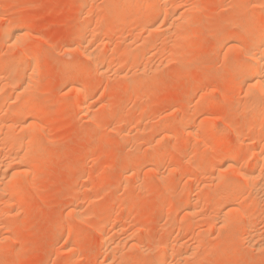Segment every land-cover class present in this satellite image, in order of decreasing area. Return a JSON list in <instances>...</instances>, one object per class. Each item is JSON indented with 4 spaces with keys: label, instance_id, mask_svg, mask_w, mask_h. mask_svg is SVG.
<instances>
[{
    "label": "rangeland",
    "instance_id": "374dc122",
    "mask_svg": "<svg viewBox=\"0 0 264 264\" xmlns=\"http://www.w3.org/2000/svg\"><path fill=\"white\" fill-rule=\"evenodd\" d=\"M154 1V7L151 8L152 10H148V12L156 15L159 14L158 10L161 5L163 6V2L162 0ZM103 2H106L107 4V0H0V71L9 73L11 77L12 73H14L16 76L18 75V73H21L19 75L23 76H18V78H20L17 80L22 81L24 79V75H26L25 79L28 80V78H30L33 74H30V77L27 76L26 72H28L29 74L30 71L27 66H10L7 64V60L14 59L15 57H17V55L20 56L24 52L27 54L26 56L34 55L33 58H35L33 60L34 62H36L35 64H37L36 69H38L37 71H35L38 74H35V71H32L35 75L38 76L35 77V75H33L34 79L36 78L38 80L39 78V85H36L38 87H35V82L36 84L38 83L37 81H35L36 79H33L34 82L32 84H34L35 90L33 89V87V90H30L32 95L30 99H32L33 101L35 100V105L34 107L28 109V113L33 115L35 113H38V111L40 110L46 118L45 121L41 118L37 122V124L39 123V125L42 124L41 127H39V131H37V137L38 139H40L39 141L42 146L40 145L41 148H38L39 150L35 149L33 153L34 155L37 153L35 155V159H33V154L29 156V158L35 160L36 163L32 164L31 162H28L30 159L27 158L25 159L26 162L24 161V167L22 166L23 168L26 167L25 169L28 172V167H31V176L28 175L29 173L27 174V178H25V182L20 188L22 191L20 189L15 192L8 191L9 198H12L10 199L11 203L10 201H8V197L5 198V196L7 195H4V193L0 196V208H2L0 212L7 211L5 213H0V222L2 221L0 223V237L2 238H0V264H56L57 258L61 260L58 261L57 259L58 264H110V262L112 264H156L154 262L156 260V255H158V252H160L164 246L170 244L171 241V244H175V242L177 244L179 242V250L186 251L188 248H196L193 251H196L197 253V258L196 255H194L195 260L197 261H194L192 257L191 260H193L194 262L189 261L188 264H196V262L198 264H264V249L261 252L254 250L250 245H248L249 243L247 242V238L249 236H246V234L251 231L253 223L255 225L252 228V231L257 230L258 232L259 230V233L264 234V203L262 204L261 201H258L257 199H246L245 203V200L243 199H245L246 197L242 196L244 194L246 195V193L247 195L250 194V192L253 190L251 188H253V186L255 185L254 182H256L257 180L251 182V185L248 183H243L245 185L242 186L241 194L235 199V201L237 200V205H241V212L245 209L243 211L244 213L248 205V208L250 207V216L254 212L255 215L253 214V216H251L250 218L253 219V221H248V223H252L250 226H248V224L242 229L233 228L234 230L220 228L219 225L216 224L218 223V221L215 223L214 220H212V218L216 217V214L215 216H213L215 211L212 210L213 206H211L213 205L211 202L212 198L214 197L213 192L218 188L217 182H211L212 174L217 173L218 166H215L217 164L213 162L215 158L218 157L217 150L219 151L220 148L221 150H228L230 153L232 152L231 154L234 157H237L239 159L243 158L241 159V168L244 169L245 167V170H248L252 169L255 166V160L253 159L254 156L250 153L251 151H253L252 149H254L256 146L259 148L264 147V145L262 146V144H264V141H262L264 140V125L260 127L256 122L259 117V111H253L250 109L247 110V112H249L248 114L246 111H244L246 105H249V103H251V97L250 95L248 96V98L246 97V90L245 87H243L245 86L244 82L242 81L243 86L241 87L243 89L240 92L239 90H241V88H238L239 85L235 83L237 82V78L233 75L230 76V72L228 73L227 71L230 70L231 63H234V59L240 60L239 58H241V60H243L246 58V54L244 55V52L247 49L245 41L246 34H249L248 36H250L254 33V29L256 30L255 24L259 25V23L263 22L262 20L264 19V13L259 14L257 17L253 18V20L256 21L254 22V24L253 21L252 23H250V27L252 28H250V32L245 31L246 34L243 33L245 35L244 36L242 34L243 31H241V29H238L239 27H241L238 26V24L241 21L240 19L242 18L243 13L246 14V12L249 13L253 10L252 7L254 4L252 3L254 2L251 1L252 5L251 7H249V1V5L246 2L240 5V0H178L176 2L175 9L177 8V10L183 14L185 13L184 11L187 10L185 13L186 15L184 14V17L187 18V12L190 8H192V11L195 12L193 13V15H189V17L193 16L191 20L192 22L193 20H195L193 24L197 26H194L192 23H190L191 20L189 19L190 21L188 20L186 22V24H190L189 26H186V28H189H183L184 30H181V32L183 31L182 33H184L185 35H182L181 32L179 33L181 34L180 36L179 34L177 35L178 29H176L175 27L174 30H176L173 33V27H171L173 34L164 35L161 33H156L154 35L152 34L153 36L150 37V32H148L147 29H142L143 31L137 29H141L142 27L147 26V23H144L143 25V22L142 24L140 22V24H137V20L134 19L135 16L138 15V13H141V11H143L141 7L135 10H129L125 7H116L111 8L109 11H104L103 9L105 8L103 7V5L105 4ZM236 3H239L238 5H240V7L237 6V8H235ZM194 4H197V7ZM232 4L235 5L231 6ZM193 8L196 9L193 10ZM89 12H92V14H90ZM153 12L156 14H154ZM127 17L134 18L132 19L133 21L129 23L127 28H123L125 29L124 32H126L125 34L124 32H122L124 36L121 35V37L125 39L126 35L127 41L121 39L123 41L122 42L120 40L121 37L119 36V33H121L119 32V29L121 28L120 26L123 27L124 25H127V23L125 24ZM186 18H182L180 20L184 22ZM100 19H103L102 21L104 22L102 23V21H99ZM17 20H20L19 23L17 22ZM22 20L23 23L21 22ZM123 20L125 21L124 23ZM238 20H240L239 23ZM159 21L161 23L166 22L168 24L167 19H162V17L159 19ZM6 22L10 23L11 26H24L23 28H26L25 36L28 35V37H24L17 45L10 43V41V44H8L6 35L3 36L2 34V30L4 28H7L6 26H8L6 25L8 24ZM92 23L93 25L90 27L89 25ZM98 23L103 25H106L108 23L107 25H109L110 27L112 26L111 28H113V26L114 28H116L117 26L115 25H118L119 27L116 28L117 32L116 29L113 28L114 31H112V29H109V33L106 32L108 33L106 34L102 32L103 30H101V25H99L100 27L97 26ZM234 23H236L238 27H236V24L234 25ZM87 26L90 27V31L93 26H97V30L98 28H100L101 31L99 30L95 34L96 42L97 39H99L98 41L107 44L112 43L111 46L108 45L109 48L107 47V49L104 50L103 48H101L102 50L99 51L97 49V52L96 50L95 52L97 55L98 53L106 55V58L104 56L103 57L106 61L109 60L110 64L113 61L114 64L112 63L110 65L109 71H111L112 69V71L115 73L116 69L119 68L117 70H120L119 72L122 71L120 77L117 74H114L113 76L112 71L109 72V76L102 75L96 71L92 72L90 69L91 65L87 57L83 55L84 53L81 52L82 50L75 48L74 45L78 44V42L82 40L81 38H83V36L88 37L89 31L86 30ZM84 27L85 32L88 31L87 33L84 32ZM80 29H82V31ZM226 29L227 32L228 30H236L235 32L238 33H236V35L240 37V39L237 40L236 44L240 45L239 47L244 46V49H241L239 47L237 48L238 50L236 49L237 54L235 49H233L234 51H230L229 49L228 40L230 39L227 36H225L226 39H224L225 37L219 34L221 32H226ZM78 30L81 31H79L81 35ZM99 32L102 34H100ZM140 32L143 33L141 34ZM75 33L79 35L77 36V34ZM139 34L141 36V39H148V41H150L151 43V46L147 48V46L150 44L149 43L146 48L142 49L134 47H132L131 49L128 48L129 44L126 43H129V40L131 41V39L134 40L133 38L135 37H137L135 39H139ZM130 35L132 37L128 39ZM187 35L188 37H184ZM142 36L144 38H142ZM145 36H147L148 38ZM248 36L246 39L249 38ZM78 38L80 39L78 40ZM162 39L166 40L161 42ZM27 40H29L31 43ZM231 40L233 39L231 38ZM155 41H157L158 43H154ZM120 42L123 44H121ZM175 42H177L176 45L173 44ZM230 42L231 41H229V43ZM113 44L115 45V47H112L114 46ZM158 44L160 47H157ZM12 45H16L15 47L18 49L12 47ZM21 45L23 48L21 47ZM97 45L99 44L97 43ZM122 45L124 49L122 48ZM226 45L227 48H225ZM161 46H166V49L163 47L161 48ZM95 48H97V46H95ZM121 48L124 52L121 50ZM127 48L129 50H127ZM132 50L135 51V56L138 54L140 56L142 55L141 58H139L140 60H142V68H144L145 58L149 55V53H151L148 58H146V60L148 59L150 61L148 67H151L154 71H152L151 68L150 70H148V67L146 66L148 65L149 61L146 62L145 60V64H147L145 65V68L149 71H147V73H150V75L146 74L144 75V77H142L143 75L138 73L140 72L139 69L141 64L139 62L140 60L138 61L137 59L138 56L135 59L134 57L129 56V58L131 57L133 59H131L132 61L127 57L130 51L133 52ZM153 50L155 57L151 56L153 55ZM106 51L109 52L106 54ZM113 54L115 56H113ZM150 56L152 57L151 59ZM175 57L176 59L173 60ZM169 58L172 60H170ZM136 59L140 63H138L139 66L135 62ZM109 62H107V64H109ZM133 64L134 67H132ZM150 64L153 67L150 66ZM128 68L131 70H129ZM135 70L138 71L135 72ZM127 71L129 72L127 73ZM69 73H73V75L70 76ZM122 73L125 77L122 75ZM15 75H13V79H8V82L7 80L3 81L4 83L2 82L4 85L8 83L10 84V82L11 86L15 84V86H12L13 88L8 87L9 92L10 89L11 91H13L12 89H17V87L24 82V80L22 81V83L12 82L17 78H15ZM81 75H92V90L95 94L92 95V97H94V99L92 98L93 100L90 97L89 102L91 103L88 104H90L89 107L92 106L91 109L93 111L98 110L97 112H93V114L95 113V121H97V123L92 119H87V117H84V115L80 113L81 111L77 106V101H75V93L70 88L71 85H73L76 82L77 78H79ZM128 76H131L133 78ZM122 77H124L127 84L125 80L122 79ZM69 78H73L74 80L71 79V81H69ZM242 82L240 81L239 84ZM131 83L136 84L133 85V87L135 88L131 86ZM193 90L196 91H194L193 93ZM191 94L193 95V97H191ZM104 101L109 102V104L106 102L104 103ZM240 101H242V103ZM38 102H41V104H39ZM208 103L210 105H208ZM103 104H105V106ZM107 104L110 107H108ZM42 106H45V109ZM207 106L210 107L207 117L208 121L209 123L211 122L210 125L213 126V128L214 125L216 126V129L214 128L213 135L207 134L203 128L200 129V126H197L201 125V120L207 110ZM7 107L10 106H6V108ZM101 107L104 108L102 109ZM257 107L258 109L263 111L264 103L259 104V106ZM188 109H191L193 114ZM19 110H21V108ZM187 112H190L189 114L193 116V120H195L193 121V123L196 122V124H194L199 129L198 131L200 132V137L191 134L186 129L184 130V128L183 130H181L180 125L178 126V121L180 119L179 117H182ZM200 112H202L203 115L200 114ZM100 113L101 115H99ZM29 114H25V116H29ZM120 115H122V119L124 118L123 120L119 117ZM20 117L21 116H19L18 120H22V118ZM73 119L75 122H73ZM167 121H169V125ZM142 128H144L145 130ZM18 129L17 131H15L16 133H14L16 135L18 134V136H21V130L20 128ZM138 129H140V131L144 130L145 132H140V134L137 135V133L135 132H137ZM169 133L172 135H170ZM133 135H135V137ZM168 135H170V137ZM221 135L225 138L223 137L220 139V137H222ZM251 135L254 140L252 139ZM128 137L130 138V140H132L129 141ZM133 137L135 138L134 140ZM257 138L261 139L263 143L259 142ZM136 139H138V141ZM255 140L256 142L260 143L259 146L255 142ZM150 141H152L153 144L152 142L150 143ZM223 141L225 143H223ZM1 142L2 144L5 143V141L2 140L0 141V145ZM149 143L152 144L151 146L153 150L150 149L151 147ZM208 147L209 149H207ZM210 148H216L217 150L214 149V151ZM247 148H250L251 151ZM17 149L18 148H13L12 151L9 148L8 152H10V154L15 152L12 154L14 156V154L16 155L19 153V150L17 151ZM196 150H198V154L197 152H195ZM202 150L208 153L205 154ZM245 152L247 153L245 154ZM200 153H204L202 154L203 159L200 161V163L198 160L197 162L202 167L197 165L198 163L196 164L195 160L198 158H194L193 155L197 154L195 157H198ZM240 155H242V157ZM151 157H153L154 160H151L150 162L148 161L150 160L148 158ZM163 157L164 160H162ZM211 158L214 160H212ZM203 160H205V164H202V162H204ZM20 162L21 160H19V163L17 164L15 162L12 163V165L14 164V166H20L21 164H23L22 162L20 164ZM161 163L163 164V167ZM148 164L152 165L148 166ZM194 164H196L197 166H195ZM207 164L208 168L206 167ZM170 165L172 167L174 166L173 168L177 170L172 174V176L169 175V170L173 169ZM175 166H178L179 168H175ZM260 166L262 167V165H259V169L261 168ZM40 167L42 169H40ZM128 167H130L131 170L128 169ZM140 167L142 168L140 169ZM135 168L140 176L135 171ZM204 168H207V172L204 171ZM209 168L210 170H208ZM31 169L37 172L36 177L33 176L34 172ZM162 171L165 175H163ZM205 173H210L211 177L209 174L206 176ZM147 174L148 176H146V178L145 175ZM191 174L193 175V177L196 176V180L195 177L193 178L192 176H190ZM224 174L227 175L226 178L228 180H230V178L231 180H240V178L236 177L237 175L235 173L233 174L232 171L229 172L228 170ZM150 177H152V180ZM165 177L168 179H166ZM169 177H173V179ZM128 178H130V180ZM160 178H162L163 181L165 179V181L162 183V179ZM132 180L134 181V183ZM189 180L192 181V185ZM131 181L133 184L131 183ZM139 181L141 183H139ZM167 182L169 186L165 185ZM186 182L188 183V185ZM126 184L129 187H127ZM139 184L143 187L139 186ZM171 184L172 191H170ZM193 185L196 187H194ZM192 186L193 188H198L199 190L191 188ZM244 186H246V188ZM168 187H170V190L168 189ZM249 188L250 190H248ZM211 193L213 197L212 195H210ZM79 196L82 200L79 201L80 204L82 202L80 209L82 212L84 211L83 213L85 214L84 215L82 213L84 215L83 220H80V218L78 217L74 218L69 214L70 210L73 207L71 205L76 204L77 201L74 200H77ZM83 196L86 201L82 198ZM207 196H209V198ZM2 198H5V201ZM241 200H243L244 203L241 202ZM210 202L211 204L209 205ZM188 203L195 207V214H185L186 207L189 205ZM249 203H251L252 205ZM11 206L13 208L12 212V208L9 209V207ZM201 208L204 211L201 210ZM206 211L209 212L206 213ZM8 213L11 214L8 215ZM202 213L204 214L203 216ZM210 214L212 217L209 216ZM185 216L188 221L185 220ZM192 216H197V218H193ZM3 217L4 219H2ZM104 218H107V220L105 219L104 221ZM210 219L212 220V222ZM247 219L249 220L248 214ZM169 220H171L172 222L176 220L177 221L172 223ZM210 222L213 223V226ZM4 223L7 225H5ZM117 224H119V226ZM124 225L125 227H121ZM172 225H175L176 227H172ZM247 226L250 227V230L248 229V232L246 231ZM78 227H80V229H78ZM98 227L100 228L98 229ZM115 227H118L122 230L121 235L119 233V235L121 236L119 240L122 242L120 244L121 246L122 244L126 245L127 241L131 242L134 240L133 242L138 243L139 247L140 245L144 247L156 245L155 247L160 250L158 251L155 249L154 252L152 251L144 254L142 253V250L139 251L138 247L131 249L129 245L124 247L122 246V255L118 254L119 256L116 255L114 256V258L112 257L113 260L110 261L111 259H107L108 255L106 254L108 253L103 248L104 246L99 234H101V229L105 228L108 229L107 232H110L108 233V235L111 236L113 234V228ZM172 228H175V230ZM225 229L227 231H225ZM71 230L72 233L75 232L74 236L73 234L71 235ZM129 234L132 236H130ZM68 235L72 236L73 239L69 237V239L71 240H68L66 237ZM119 235H116V238L120 237ZM122 235L128 236V238L124 236L122 237ZM231 235L234 236L232 237ZM198 239H202L204 243L206 240V245H201L200 241L198 242ZM2 240L4 241V243L1 242ZM196 242L198 243V245H196ZM185 243H187V245ZM193 243L194 245H192ZM184 244L186 246H183ZM127 252L131 254H127ZM198 253L200 258L198 257ZM140 254L142 256H140ZM193 254H195V252ZM205 256H207L209 261L206 260L207 258H204L205 262L203 261L202 257ZM115 258L117 259V261ZM200 259L202 260L201 262Z\"/></svg>",
    "mask_w": 264,
    "mask_h": 264
},
{
    "label": "bare ground",
    "instance_id": "6f19581e",
    "mask_svg": "<svg viewBox=\"0 0 264 264\" xmlns=\"http://www.w3.org/2000/svg\"><path fill=\"white\" fill-rule=\"evenodd\" d=\"M88 1V0H87ZM178 1V0H177ZM177 1H175V0H162V2H163V6L161 5V7L159 8V10H158V12H159V14H156V13H154V14H156V15H153V14H151V13H149L148 12V10H150L151 8H153L154 7V3H155V1L154 0H107V4H106V2L104 3L105 5H103V7L105 8V9H107V10H105V9H103L104 11H109L111 8H119V7H121V8H123V7H125V8H127V9H129V10H135V9H137V8H139V7H141L142 9H143V11H141L140 9V11H141V13H138V15L137 16H135V20H137V24H142V22H143V25H144V23H147V26H144V27H146V28H144V27H142L141 29H139V28H137L138 30H144V29H147V31L148 32H150V37L151 36H153L154 34H156V33H161V34H164V35H166V34H173L174 33V31L176 30V29H178L177 30V35L181 32V30H184L183 28H186V26H189L188 25V23L186 24V22L190 19H192V17L193 16H190L189 17V15H193V13L195 12V11H192V8H190L189 10H188V12H187V18L186 17H184V14L186 13V11H184L185 13L183 14V13H180V11H178L177 10V8L175 9V7H176V2ZM179 1H181V0H179ZM241 2H240V5H242L243 3H248V1H249V3H250V6L249 7H251V5L252 4H254L253 5V7H252V11H250V10H248V11H250L249 13H247L246 12V14H242V18L240 19V20H238V23H239V21H240V23L238 24V26H241V27H239L238 29H241V31H243L242 32V34L243 33H245V31H249L250 30V28H252V27H250L251 25H250V23H252V21H253V24H254V22L256 21H254L253 20V18H255V17H257L259 14H263L264 13V0H257V1H255V0H251L252 2H254V3H252L251 4V1L250 0H240ZM161 2V1H160ZM102 3V4H103ZM181 3V2H180ZM186 3H187V1H186ZM189 3V2H188ZM235 3V2H234ZM249 3H248V5H249ZM179 4V3H178ZM239 3H236V5H235V8H237V6H239L240 7V5H238ZM93 5V4H92ZM191 5V4H190ZM195 5V4H194ZM197 5V4H196ZM195 5V6H196ZM233 4L231 5V6H234ZM94 6V5H93ZM100 6H102V5H100ZM99 6V7H100ZM189 6V5H188ZM187 6V7H188ZM231 6H228V7H231ZM92 7V6H91ZM197 7V6H196ZM82 8H84V7H82ZM178 8H180V7H178ZM198 8H199V6H198ZM233 8V7H232ZM243 8V7H242ZM88 9V8H87ZM91 9V8H90ZM89 9V10H90ZM95 9V8H94ZM184 9V8H183ZM182 9V10H183ZM187 9V8H186ZM194 9H196V8H193V10ZM88 10V11H89ZM152 10V9H151ZM154 10V9H153ZM181 10V11H182ZM233 10V9H232ZM231 10V11H232ZM238 10H239V8H238ZM93 11V10H92ZM237 11V10H236ZM87 12V11H86ZM189 12H192V13H189ZM90 13V12H89ZM130 13H131V11H130ZM198 13V12H197ZM90 14H92V12L90 13ZM186 15V14H185ZM195 15V14H194ZM245 15V16H244ZM264 15V14H263ZM162 17V19L164 18V19H167V21H168V24L166 23V22H163V23H161L160 21H159V19ZM5 18V17H4ZM94 18V17H93ZM103 18V17H102ZM131 18V17H130ZM128 18L127 17V19H126V22L123 20V23L125 22V24L127 23V25H124L123 27L122 26H120L121 28L118 30L119 32H121V33H119V36L121 37V35H123V33L122 32H124V30L125 29H123V28H127V26L129 25V23L130 22H132L133 20V18ZM182 18H186L185 19V21L184 22H182V20H180V19H182ZM195 18V17H194ZM7 19H8V17H7ZM18 19V18H17ZM21 19V18H20ZM130 19V20H129ZM91 20V19H90ZM94 20V19H93ZM103 20V19H102ZM101 19L99 20V21H102ZM189 20V21H190ZM19 21L20 20H17V22L19 23ZM159 21V22H158ZM164 21H166V20H164ZM180 21H181V23H180ZM195 20H193V22H194ZM263 22H261V23H259V25H257V24H255L256 25V30L254 29V33L252 34V35H250V36H248L249 34H246V38H247V36L249 37L248 39H246L245 38V41H246V45H247V49H246V51L244 52V51H242V52H244V55L246 54V58L245 59H243V60H241V58H239L240 60H236V59H234V60H236V61H234L233 60V62L234 63H231V68H230V70H227L228 71V73L230 72V76L231 75H233V76H235L236 78V80H237V82H235V83H237L236 85L238 86V88L240 87L241 88V90H239L240 92L242 91V87L241 86H243V82H244V85L245 86H243V87H245V93H246V97L248 98V96L250 95V97H251V103H249V105H246V108L244 109V111H246L247 112V110H253V111H259L258 113H259V117H258V119H257V125L258 126H262V125H264V110L262 111V110H260V109H258V107L257 106H259V104H263L264 103V19L262 20ZM9 22V21H8ZM8 22H6V23H8ZM16 22V23H17ZM22 23H23V20L21 21ZM97 22V21H96ZM104 21H102V23H103ZM108 22V21H107ZM140 22V23H139ZM193 22H192V20H191V22L190 23H192L193 24ZM260 22V21H259ZM198 23V22H197ZM83 24V23H82ZM105 24V23H104ZM108 24V23H107ZM103 25V24H99L98 23V27H100L99 25H101V30H103L102 32H104V33H106V32H108L109 31V29L111 30L112 29V31H114L113 30V28H114V26H113V28H111L109 25ZM236 23H234V25H235ZM241 24V25H240ZM6 25H8V26H6L7 28H4L3 29V27H2V34H3V36L4 35H6V40L8 41L7 43L8 44H10V43H13V44H19L20 42H21V40L24 38V37H28V35L27 36H25L26 34H25V29L23 28L24 26H22V27H17V25L16 26H11L10 25V23H8V24H6ZM93 25V23L92 24H90L89 26L91 27ZM95 25V24H94ZM112 25V24H111ZM146 25V24H145ZM194 25V24H193ZM234 25H232V26H234ZM11 26V27H10ZM89 26H87V28H86V30H88V31H86L85 32V27H84V32L85 33H87L88 32V37H85V36H83V38H81L82 40L80 41V42H78V44H76V45H74L75 46V48L76 49H80V50H82L81 52H83L84 54V56L85 57H87V59L89 60V62H90V69H91V71L92 72H99L100 74H102V75H105V76H109V72H111L112 71V69H111V71H109L110 70V65L113 63L114 64V62L112 61V63L110 64V62H109V60H105V58H106V55H102L101 53H98V55L96 54V52H97V49H98V51L99 50H102L101 48H103V50L104 49H107V47L109 48V46L108 45H110L111 46V42H108V43H111V44H107V43H104V42H101V41H98L99 39H97V42L95 41V34L100 30V28H98V30H97V26L95 27V26H93V28H91V31H90V27ZM115 26H117L116 28H118L119 26L118 25H115ZM192 26V25H191ZM194 26H197V25H194ZM237 26V24H236V27H238ZM26 27V26H25ZM88 27H89V29H88ZM171 27H173V33H172V28ZM174 27L176 28L175 30H174ZM254 27V26H253ZM81 28H82V26H81ZM116 28H114V29H116ZM189 27H187L186 29H188ZM136 29V28H135ZM192 29V28H191ZM234 29V28H233ZM237 29V28H236ZM81 31H82V29H80ZM80 30H78V32L80 31ZM97 30V31H96ZM100 30V31H101ZM142 30V31H143ZM27 31V30H26ZM80 31V32H81ZM190 31V30H189ZM226 32H221V33H219V34H221V36L223 35V37H225V36H227L230 40H228V44H229V49H230V51H234L233 49H237L240 45H238V44H236L237 43V40H239L240 39V37H238L237 35H236V33L237 32H235L234 30H231V31H229L228 30V32H227V29L225 30ZM240 31V32H241ZM253 31V30H252ZM77 32V31H76ZM79 32V33H80ZM116 32H117V29H116ZM115 32V33H116ZM126 32V31H125ZM125 32H124V34H125ZM127 32H128V29H127ZM130 32V31H129ZM134 32V31H133ZM139 32V31H138ZM137 32V33H138ZM145 32V31H144ZM183 32V31H182ZM181 32V33H182ZM250 32V31H249ZM100 33V32H99ZM103 33V34H104ZM109 33V32H108ZM108 33H106V34H108ZM141 34L143 33V32H140ZM223 33V34H222ZM9 36H8V35ZM75 34H77V33H75ZM74 34V35H75ZM82 34H83V32H82ZM100 34H102V33H100ZM153 34V35H152ZM186 34H187V32H186ZM218 34V33H217ZM238 34V33H237ZM73 35V36H74ZM79 34H77V36H78ZM80 35H81V33H80ZM99 35V34H98ZM147 35V34H146ZM181 34H179V36H180ZM182 35H185L184 33H182ZM244 35V34H243ZM76 36V37H77ZM97 36V35H96ZM101 36V35H100ZM116 36H118V35H116ZM124 36V35H123ZM148 36V35H147ZM147 36H145V37H147ZM170 36V35H169ZM219 36V35H218ZM245 36V35H244ZM9 37V38H8ZM81 37V36H80ZM125 37L127 38V36L125 35ZM124 37V38H125ZM129 37V36H128ZM132 36L130 35V37L128 38V39H130ZM134 37H135V35H134ZM138 37H140L139 39H135V38H137V37H135V38H133L134 40H132L131 39V41L129 40V43H126V42H124V43H126V44H129V47L128 48H132V47H134V48H146V46L150 43V41H148V39L147 40H145V39H141V36H140V34H139V36ZM149 37V38H150ZM161 37V36H160ZM163 37V36H162ZM165 37V36H164ZM174 37V36H173ZM183 37V36H182ZM184 37H188V35L187 36H184ZM100 38V37H99ZM126 38L125 39H123V37H121L120 38V40L121 39H123V40H126ZM142 38H144L143 36H142ZM148 38V37H147ZM170 38V37H169ZM222 38V37H221ZM231 38L233 39V40H231ZM9 39V40H8ZM80 38H78V40H79ZM153 39H154V37H153ZM167 39H168V36H167ZM224 39H226V37L224 38ZM2 40V39H1ZM119 40V41H120ZM158 40V39H157ZM166 39H162L161 40V42L162 41H165ZM173 40H174V38H173ZM173 40H170V41H173ZM186 40H188V39H186ZM9 41H10V43H9ZM28 42H30L29 40H27ZM103 41V40H102ZM106 41V40H105ZM119 41H118V43H119ZM122 41V40H121ZM127 41V40H126ZM152 41V40H151ZM169 41V40H168ZM177 41V40H176ZM229 41H231L230 43H229ZM26 42V41H25ZM123 42V41H122ZM157 41H155L154 43H156ZM160 42V41H159ZM183 42V41H182ZM181 42V43H182ZM31 43V42H30ZM97 43L99 44V45H97ZM121 43V42H120ZM158 43V42H157ZM176 43L177 42H175V43H173V44H175L176 45ZM114 44H115V42H114ZM113 44V45H114ZM121 44H123V43H121ZM16 45H12V47H15ZM154 45V44H153ZM242 45V44H241ZM95 46H97V48H95ZM119 46V45H118ZM149 46H151V43L147 46V48H149ZM167 46V45H166ZM166 46H161V48L163 47V48H165L166 49ZM177 46H179V45H177ZM10 47V46H9ZM21 47H22V45H21ZM112 47H115V45L114 46H112ZM120 47V46H119ZM154 47V46H153ZM157 47H160L159 46V44H158V46ZM243 47V48H242ZM242 47H239V48H241V49H244V46H242ZM16 48V47H15ZM23 48V47H22ZM27 48V47H26ZM122 48L124 49V47H123V45H122ZM121 48V50L123 51V49ZM127 48V50H129ZM133 48V49H134ZM152 48V47H151ZM225 48H227V45H226V47ZM246 48V47H245ZM16 49H18V48H16ZM114 49V48H113ZM74 50V49H73ZM95 50H96V52H95ZM117 50V49H116ZM135 50V49H134ZM134 50H132L133 52H129L128 53V55H127V57H128V59H132L131 57H134V59L135 58H137V56H138V61L140 60L139 58H141V56L138 54V55H136L135 56V51ZM155 50H156V48H155ZM238 50V49H237ZM237 50H236V54H237ZM14 51H15V49H14ZM25 51V50H24ZM145 51H146V49H145ZM148 51V50H147ZM152 51V50H151ZM150 51V52H151ZM160 51H161V49H160ZM160 51H158V52H160ZM166 51V50H165ZM174 51V50H173ZM20 52V51H19ZM38 52V51H37ZM78 52V51H77ZM109 52V51H108ZM107 51H106V54L108 53ZM112 52V51H111ZM118 52V51H117ZM119 52H120V50H119ZM124 52V51H123ZM137 52V51H136ZM141 52V51H140ZM149 52V51H148ZM229 52V51H228ZM22 53V52H21ZM127 53V52H126ZM131 53H134V54H131ZM139 53V52H138ZM142 53V52H141ZM146 53V52H145ZM175 53V52H174ZM218 53H219V51H218ZM29 54V53H28ZM116 54H118V53H116ZM147 54V53H146ZM151 53H149V55H150ZM152 54L153 55H151L152 57L154 56L155 57V55H154V50H153V52H152ZM161 54V53H160ZM27 54L24 52L22 55H20V56H18L17 55V57H15L14 59H10V60H7V64L8 65H10V66H20V65H24V66H27L28 68H29V70L31 71V72H33V71H37L38 69H36V65L37 64H35L36 62H34V58H33V56L34 55H32V56H26ZM148 55V54H147ZM148 55V56H149ZM163 55H164V53H163ZM171 55V54H170ZM234 55V54H233ZM12 56V55H11ZM105 58H104V57ZM113 56H115L114 54H113ZM118 56V55H117ZM116 56V57H117ZM129 56H131L130 58H129ZM140 56V57H139ZM148 56L146 57V58H148ZM150 56V59L152 58ZM13 57V56H12ZM109 57V56H108ZM126 57V58H127ZM171 57V56H170ZM174 57V56H173ZM177 57V56H176ZM176 57L173 59V60H175L176 59ZM146 58H145V60H146ZM1 59V58H0ZM37 59V58H36ZM108 59V58H107ZM110 59V58H109ZM115 59H117V58H115ZM123 59V58H122ZM137 59H136V63H137V65H138V63L140 62H142V60H140L139 62L137 61ZM170 59V58H169ZM112 60V59H111ZM133 60V59H132ZM131 60V61H132ZM145 60H144V68H142L143 66H141V65H143L142 63L140 64V69H139V67H138V69L140 70V72H138V73H140L141 75H143L142 77H144V75H146V74H149L150 75V73H147V71L148 70H150V68L151 67H148L149 66V63H150V61L147 59L146 60V62L147 61H149L148 62V65L147 64H145L146 62H145ZM170 60H172V59H170ZM232 60V59H231ZM37 61V60H36ZM107 62H109V64H107ZM118 62H119V60H118ZM123 62V61H122ZM126 62V61H125ZM134 62V61H133ZM119 64V63H118ZM233 64V65H232ZM106 65H108V66H106ZM116 65V64H115ZM115 65H114V71H115ZM145 65H147L146 67H148V70L145 68ZM39 66V65H38ZM37 66V67H38ZM136 66V65H135ZM139 66V65H138ZM150 66H152L151 64H150ZM22 67V66H21ZM116 67H118V66H116ZM132 67H134V64H133V66ZM137 67V66H136ZM153 67V66H152ZM23 68V67H22ZM130 68V67H129ZM128 68V69H129ZM158 68H159V66H158ZM157 68V69H158ZM117 69H119V68H117ZM116 69V72L118 71ZM154 69V68H153ZM29 70H27V71H29ZM33 70V71H32ZM129 70H131V69H129ZM151 70H152V68H151ZM29 71V74H28V72H26L27 73V76H29L30 74H33V75H35L37 72L35 71V74H34V72L33 73H31ZM90 71V72H91ZM120 71V70H119ZM113 72V76H114V74L116 75H118L119 77L121 76V72ZM138 71V70H137ZM136 70H135V72H137ZM152 71H154V70H152ZM71 72V71H70ZM91 72V73H92ZM126 72V71H125ZM129 71H127V73H128ZM132 72V71H131ZM149 72V71H148ZM157 72V71H156ZM159 73V72H158ZM19 74H21V73H18V75L16 76L14 73H12V77H11V75L9 74V73H7V72H5V71H0V82H1V84H0V141H2V140H4L5 141V143H3L2 144V142H1V145H0V196L4 193V195H7V196H5V198L6 197H8L9 198V196H8V191H10V192H15V191H17L18 189H20L22 186H23V184H24V182H25V178H27L26 176H27V174L28 175H30L31 173H30V168L28 167V169H29V172L25 169V168H23L24 167V163L26 162L25 161V159H27V158H29V156H31L33 153H34V151H35V149H38V148H41L40 147V139H38V137H37V131H39V127H41V122H40V124L41 125H39V123L37 124V122H38V120L39 119H43L44 121L46 120V118L44 117V115H43V113L39 110L38 111V113H35V114H29L28 113V109H30V108H32V107H34V105H35V100L33 101L32 99H30L31 98V91L30 90H33L35 87H38V86H36V85H39V78H38V80L36 79H34V76L33 75H31V77L30 78H28V80L27 79H25L26 78V75H24V82L22 83V81H18L17 79H19L20 77H22L23 75H19ZM38 74V73H37ZM70 74V76L71 75H73V73L71 74V73H69ZM110 74H112V73H110ZM13 75H15V78H16V80L15 81H12V82H14V83H16V82H18V83H22L20 86H18L17 87V89H12L13 91H11V89H10V92L8 91V87H12V86H15V84L14 85H10L11 84V82H10V84L8 83V84H3L4 82L3 81H6L7 80V82L9 81L8 79H13ZM99 75V74H98ZM122 75L124 76V74L122 73ZM137 75H139V74H137ZM229 75V74H228ZM18 76H20L19 78H18ZM92 76V75H91ZM91 76H84V75H81L79 78H77V80H76V82L73 84V85H71V89L74 91V93H75V98H76V100L75 101H77L76 103H77V106L79 107V109H80V113L81 114H83L84 115V117H87V119H89V120H94V122H96L97 123V121H95V113L93 114V112H95V111H93L91 108H92V106L91 107H89L90 106V104H88V103H91V102H89V100H90V97H91V99L93 98L94 99V97H92V95L93 94H95L94 92H93V90H92V87H93V81H92V77ZM154 76V75H153ZM35 77H38L37 75H35ZM68 77V76H67ZM112 77V76H111ZM119 77H117V78H119ZM125 77V76H124ZM124 77H122V79H124ZM128 77H131V76H128ZM150 77V76H149ZM74 78V77H73ZM73 78H71V79H73ZM104 78V77H103ZM102 78V79H103ZM106 78V77H105ZM113 78V77H112ZM112 78H109V79H112ZM131 78H133V77H131ZM232 78V77H231ZM33 79L35 80V81H37V83L38 84H36V82H35V87H34V84H32L34 81H33ZM71 79L69 78V81H71ZM126 79H128V78H126ZM140 79V78H139ZM68 80V79H67ZM74 80V79H73ZM106 80V79H105ZM125 80V79H124ZM110 81V80H109ZM242 82V83H240V84H242V85H240L239 84V82ZM3 82V83H2ZM105 82V81H104ZM125 82H126V80H125ZM129 82H130V78H129ZM147 82V81H146ZM136 83V82H135ZM13 84V83H12ZM107 84V83H106ZM126 84H127V82H126ZM129 84V83H128ZM132 84V83H131ZM141 84V83H140ZM10 85V86H9ZM130 85V84H129ZM133 85H136V84H132L131 86L133 87ZM142 85V84H141ZM17 86V85H16ZM70 86V85H69ZM139 86V85H138ZM32 87H33V89H32ZM68 87V86H67ZM13 88V87H12ZM131 88V87H130ZM133 88H135V87H133ZM95 89V88H94ZM35 90V89H34ZM70 90V89H69ZM236 90V89H235ZM38 91V90H37ZM72 91V92H73ZM194 91H196V90H193V93H194ZM238 91V90H237ZM244 91V90H243ZM35 93H37V92H35ZM192 93V94H193ZM247 93H248V95H247ZM191 94V97H193V95ZM197 94V93H196ZM38 95V94H37ZM72 96V95H71ZM70 96V97H71ZM74 97V96H73ZM35 99V98H34ZM92 99V100H93ZM91 100V101H92ZM208 100V99H207ZM244 101V100H243ZM108 103L109 104V102H107V101H104V103ZM205 102H206V100H205ZM241 103H242V101H240ZM9 105H8V104ZM39 103V102H38ZM75 103V104H76ZM37 104V103H36ZM39 104H41V102L39 103ZM43 104V103H42ZM64 104H66V103H64ZM102 104V103H101ZM108 104H107V106H108ZM207 104V103H206ZM38 105V104H37ZM61 105V104H60ZM59 105V106H60ZM72 105V104H71ZM104 106H105V104H103ZM208 105H210L209 103H208ZM214 105H215V103H214ZM6 106H10V107H7L6 108ZM199 106V105H198ZM243 106V105H242ZM42 107H44V109H45V106H42ZM108 107H110V106H108ZM215 107V106H214ZM21 108V110H19ZM102 109L104 108V107H101ZM107 108V107H106ZM202 108V107H201ZM242 108V107H241ZM47 109V108H46ZM75 109V108H74ZM101 109V110H102ZM108 109V108H107ZM203 109V108H202ZM206 109V108H205ZM209 109H210V107H208L207 106V110H206V112H205V114L203 115L202 114V112H200V114H202L203 115V118H202V120H201V125H197V126H200V129H204L205 130V132L207 133V134H209V135H213V133H214V128L216 129V126L214 125V128H213V126H211L210 125V123H209V121H208V111H209ZM188 110H190V112L192 113V111H191V109H188ZM187 110V111H188ZM198 110H200V109H198ZM237 110V109H236ZM241 110V109H240ZM98 111V110H97ZM96 111V112H97ZM103 111V110H102ZM238 111H239V109H238ZM242 111V110H241ZM5 112V113H4ZM186 112V111H185ZM190 112H187L186 114H184L182 117L180 116H178L180 119H179V123H178V126L180 125V128H181V130H183V128H184V130L186 129L187 131H189L191 134H194V135H196V136H198V137H200L201 135H199L200 134V132L198 131L199 129H198V127L195 125L196 124V122H194L193 123V121H195V120H193V116H191V114H189ZM249 112H247V114H248ZM5 114H6V116H5ZM21 114V115H20ZM24 114V115H23ZM25 114H29V116H25ZM182 114V113H181ZM193 114V113H192ZM197 114H199V113H197ZM239 114V113H238ZM252 114V113H251ZM99 115H101V113L99 114ZM210 115V114H209ZM19 116H21L20 118H22V120L20 119V120H18V118H19ZM74 116V115H73ZM121 119H122V115H120L119 116ZM210 117V116H209ZM15 118V119H14ZM98 118H99V116H98ZM87 119H85V120H87ZM124 119V118H123ZM122 119V120H123ZM134 119V118H133ZM169 119V118H168ZM175 119V118H174ZM173 119V120H174ZM178 119V118H177ZM211 119V118H210ZM121 120V121H122ZM132 121H134V120H132ZM136 121H138V120H136ZM73 122H75L74 121V119H73ZM168 122V125H169V121H167ZM174 122V121H173ZM162 123V122H161ZM98 124H99V122H98ZM39 125V126H38ZM73 125V124H72ZM161 125V124H160ZM164 125H165V123H164ZM77 126H79V125H77ZM202 126V127H201ZM43 127H45V126H43ZM163 127H165V126H163ZM163 127H161V128H163ZM251 127V126H250ZM18 128H20V130H21V133L22 134H20L21 136H18V134L16 135L15 133V131H17V129ZM37 128H38V130H37ZM79 128V127H78ZM252 128H253V126H252ZM256 128V127H255ZM16 129V130H15ZM41 129V128H40ZM116 129V128H115ZM133 129V128H132ZM142 129H144V128H142ZM147 129V128H146ZM19 130V129H18ZM45 130V129H44ZM145 130V129H144ZM140 131V129H138L137 130V132H135V133H137V135H139L140 134V132L142 133V132H145V131ZM162 130V129H161ZM164 130V129H163ZM43 131V130H42ZM133 131V130H132ZM134 131H135V129H134ZM186 131V132H187ZM15 132V133H14ZM20 132V131H19ZM18 132V133H19ZM126 132V131H125ZM162 132V131H161ZM165 132V131H164ZM167 132V131H166ZM220 132V131H219ZM94 133V132H93ZM234 133V132H233ZM124 134V133H123ZM127 134H128V132H127ZM170 134V133H169ZM216 134H217V131H216ZM222 134V133H221ZM237 134V133H236ZM40 135H42V134H40ZM132 135V134H131ZM162 135V134H161ZM170 135H172V134H170ZM170 135H168L169 137H170ZM3 136H4V138H3ZM134 137H135V135H133ZM163 136H164V134H163ZM175 136V135H174ZM218 136V135H217ZM220 136V135H219ZM222 136V135H221ZM259 136V135H258ZM263 136V135H262ZM123 137V136H122ZM125 137H127V136H125ZM133 137V140L135 139ZM224 136H222V137H220V139L221 138H223ZM251 137H252V135H251ZM257 137V136H256ZM129 138V137H128ZM141 138V137H140ZM143 138V137H142ZM167 138V137H166ZM165 138V139H166ZM172 138V137H171ZM195 138H197V137H195ZM207 138V137H206ZM215 138V137H214ZM213 138V139H214ZM217 138V137H216ZM219 138V137H218ZM225 138V137H224ZM260 138H261V136H260ZM264 138V137H263ZM123 139V138H122ZM126 139V138H125ZM159 139V138H158ZM168 139V138H167ZM173 139V138H172ZM203 139V138H202ZM252 139L254 140V138L252 137ZM256 139V138H255ZM132 140V139H131ZM130 140V138H129V141H131ZM137 141H138V139H136ZM135 140V141H136ZM141 140H143V139H141ZM161 140V139H160ZM210 140V139H209ZM257 140H259V142H261V143H263L262 141H264V140H262L261 141V139H258L257 138ZM136 141V142H137ZM147 141H149V140H147ZM199 141V140H198ZM197 141V142H198ZM201 141H203V140H201ZM152 141H150V143H151ZM169 142V141H168ZM215 142V141H214ZM255 142H256V140H255ZM147 143V142H146ZM149 143V145H150V149H152V144H153V142H152V144H150ZM163 143V142H162ZM165 143V142H164ZM202 143V142H201ZM204 143H205V141H204ZM223 143H225L224 141H223ZM257 144H258V146H259V144L260 143H258V142H256ZM129 144V143H128ZM158 144V143H157ZM156 144V145H157ZM215 144V143H214ZM228 144V143H227ZM257 144H255V145H257ZM159 145V144H158ZM157 145V146H158ZM167 145V144H166ZM264 144H262V146H263ZM42 146V145H41ZM45 146V145H44ZM155 146V145H154ZM206 146V145H205ZM208 146V145H207ZM261 146V145H260ZM140 147V146H139ZM149 147V146H148ZM163 147V146H162ZM198 147H199V145H198ZM210 147H211V145H210ZM233 147V146H232ZM255 147V146H254ZM9 148H10V150H12L13 148L15 149V148H18L17 149V151L19 152H17L18 154H14V156L12 155L13 153H15V152H13V153H11L10 154V152H8V150H9ZM155 148V147H154ZM165 148V147H164ZM202 148V147H201ZM200 148V149H201ZM156 149V148H155ZM160 149V148H159ZM167 149V148H166ZM207 149H209V147L207 148ZM211 150H217L216 148H210ZM226 149V148H225ZM248 149V148H247ZM39 150V149H38ZM153 150V149H152ZM161 150V149H160ZM194 150H195V147H194ZM214 150V151H215ZM229 150H230V148H229ZM246 150V149H245ZM244 150V151H245ZM248 150H250V148L248 149ZM253 151H251L250 153L254 156V160H255V166L252 168V169H248V170H245L246 168L244 167V169H242L241 167H242V165H241V159H243V158H241V159H239V158H237V157H234L228 150H221V148H220V150L218 151L217 150V152H218V157H214L215 158V160L214 159H212V160H214L213 162H215V164H217V165H215V166H218L217 167V173H214V174H212V180H211V182H217V190L216 191H214L213 192V195H214V197H213V195H212V193L210 194V195H212V200H211V202H212V204L213 205H211V206H213V211H215L214 212V215L213 216H215V214H216V217L215 218H212V220H214V222L216 223L217 221H218V223H216L217 225H219V227L220 228H227V229H233V228H235V229H242V228H244L246 225H248V226H250L252 223H248V221H250V220H252L253 221V219H250L251 218V216H253V214H254V212L252 213V215L250 216V211H249V208H248V206H247V208L246 207H244V208H246V211L243 213V211L245 210H242V212H241V208H240V206H238L237 205V203H236V201H235V199L241 194V189H242V186L243 185H245V184H250L251 182H254V181H256V182H254L255 183V185L253 186V188H251V189H253L251 192H250V194L249 195H247V193H246V195L244 194V195H242V196H245L246 198L245 199H243V200H245V203H246V199H257L258 201H261V203L263 204L264 203V171H262V170H264V147H255L254 149H252ZM13 151V150H12ZM11 151V152H12ZM149 151H151V150H149ZM162 151V150H161ZM198 150H196L195 152H197ZM201 151V150H200ZM203 152H204V150H202ZM209 151V150H208ZM21 152V153H20ZM23 152V153H22ZM41 152H43V151H41ZM194 152V153H195ZM248 152V151H247ZM247 152H245V154L247 153ZM157 153V152H156ZM171 153V152H170ZM205 154L206 153H208V152H204ZM204 153H200L199 155H198V157H195L197 154H198V152H197V154H193L194 155V158H198V159H196L195 161H196V164L198 163L197 162V160L199 161V163H200V161L203 159V155L202 154H204ZM37 154V153H36ZM35 154V155H36ZM150 154V153H149ZM168 154V153H167ZM35 155L33 154L32 156L34 157L33 159H35L36 157H35ZM147 156V155H146ZM155 156V155H154ZM168 156V155H167ZM241 157H242V155H240ZM248 156V155H247ZM148 157V156H147ZM150 157V156H149ZM165 157V156H164ZM164 157H163V159L162 160H164ZM249 157V156H248ZM252 157V156H251ZM40 158V157H39ZM94 158V157H93ZM194 158H193V160H194ZM245 158V157H244ZM30 160L28 161V162H31L32 164H35L36 162H35V160H33V159H31V158H29ZM148 159H150V160H148V161H150L151 162V160H154V158L153 157H151V158H148ZM19 160H21V162L23 163V164H21V162H20V166H14V164L12 165V163H19ZM34 161V162H32V161ZM209 160H210V158H209ZM17 161V162H16ZM25 161V162H24ZM37 161V160H36ZM92 161H94V160H92ZM144 161V160H143ZM204 162H202V164H205V160H203ZM207 161V160H206ZM245 161V160H244ZM190 162V161H189ZM195 163V162H194ZM199 163L197 164V165H199ZM245 163V162H244ZM243 163V164H244ZM29 164V163H28ZM91 164V163H90ZM162 164V163H161ZM196 164H194L195 166H197ZM213 164V163H212ZM149 165H152V164H148V166ZM167 165V164H166ZM174 165V164H173ZM259 165H262V169L260 168L259 169ZM23 166V167H22ZM154 166V165H153ZM171 166V165H170ZM200 167H202L201 165H199ZM212 166V165H211ZM210 166V167H211ZM246 166V165H245ZM162 167H163V164H162ZM174 167V166H173ZM172 166H171V168H173ZM176 167H178V166H175V168ZM186 167V166H185ZM203 167H204V165H203ZM207 168H208V164H207V166H206ZM133 168V167H132ZM142 167H140V169H141ZM169 168V167H168ZM179 168V167H178ZM177 168V169H178ZM196 168H198V167H196ZM206 168V169H207ZM213 168V167H212ZM211 168V169H212ZM226 168V169H225ZM40 169H42L41 167H40ZM128 169H130V167H128ZM203 169V168H202ZM205 168H204V171H206L207 172V170H206ZM224 169V170H223ZM32 170V169H31ZM35 170V169H34ZM131 170V169H130ZM134 170V169H133ZM158 170V169H157ZM164 170H165V168H164ZM163 170V171H164ZM208 170H210V168L208 169ZM229 170V172H233V174L235 173L237 176L236 177H238V178H240V180L239 179H237V180H239V181H236V180H231V178H230V180H228L227 178H226V176L227 175H225L224 173H226V171H228ZM33 171V170H32ZM135 171L138 173V171L136 170V168H135ZM134 171V172H135ZM163 171H162V173H163ZM175 171H177V170H175L174 168L172 169V170H169V175L170 176H172V174L173 173H175ZM212 171V170H211ZM34 172V175L33 176H37V172H35V171H33ZM127 172V171H126ZM133 172V173H134ZM161 172V171H160ZM167 172V171H166ZM200 172V171H199ZM214 172V171H213ZM40 173V172H39ZM130 173H132V172H130ZM137 173H136V175H137ZM161 173V174H162ZM186 173V172H185ZM201 173V172H200ZM211 173V172H210ZM210 173H208L209 175H210ZM41 174V173H40ZM39 174V175H40ZM149 174V173H148ZM148 174L147 175H145V177L146 176H148ZM160 174V175H161ZM187 174V173H186ZM207 173H205V175L207 176L208 175ZM134 175V174H133ZM138 175H139V173H138ZM138 175H137V177H138ZM151 175V174H150ZM154 175H155V173H154ZM153 175V176H154ZM163 175H165L164 173H163ZM175 175V174H174ZM178 175H179V173H178ZM189 175V174H188ZM31 176V175H30ZM32 176V177H33ZM130 176H132V175H130ZM140 176V175H139ZM157 176H159V175H157ZM162 176V175H161ZM160 176V177H161ZM190 176H192L193 177V175L191 174ZM199 176H200V174H199ZM204 176V175H203ZM230 176V175H229ZM228 176V177H229ZM81 177V176H80ZM164 177V176H163ZM177 177V176H176ZM195 177V180H196V176H194ZM193 177V178H194ZM209 177V176H208ZM210 177H211V175H210ZM236 177H234V178H236ZM140 178V177H139ZM147 178V177H146ZM151 178V180H152V177H150ZM166 178V177H165ZM169 178H171V177H169ZM188 178V177H187ZM202 178V177H201ZM36 179V178H35ZM129 180H130V178H128ZM160 179H162V178H160ZM166 179H168V178H166ZM171 179H173V177L171 178ZM170 179V180H171ZM192 179V178H191ZM200 179V178H199ZM258 179H260V180H258ZM34 180V179H33ZM137 180V179H136ZM143 180H144V178H143ZM187 180V179H186ZM193 180V179H192ZM194 180V181H195ZM204 180V179H203ZM35 181V180H34ZM79 181V180H78ZM133 181V180H132ZM132 181H131V183H132ZM138 181V180H137ZM164 181H165V179H164ZM163 181V179H162V183L164 182ZM167 181V180H166ZM190 181V183L192 182L191 180H189ZM200 181V180H199ZM198 181V182H199ZM206 181H207V178H206ZM258 181H260V182H258ZM31 182V181H30ZM150 182V181H149ZM209 182V181H208ZM32 183V182H31ZM127 183H128V181H127ZM133 183H134V181H133ZM132 183V184H133ZM139 183H141L140 181H139ZM187 183V182H186ZM197 183V182H196ZM204 183V182H203ZM243 183H245V184H243ZM143 184V183H142ZM193 184H195V183H193ZM200 184V183H199ZM202 184V183H201ZM212 184V183H211ZM242 184V185H241ZM252 184V183H251ZM250 184V185H251ZM130 185V184H129ZM135 185V184H134ZM165 185H167V186H169L168 185V182L165 184ZM187 185H188V183H187ZM191 185H192V183H191ZM197 185V184H196ZM204 185V184H203ZM202 185V186H203ZM249 185V186H250ZM34 186V185H33ZM126 186H127V184H126ZM139 186H142V185H140L139 184ZM155 186V185H154ZM194 186V185H193ZM193 186L191 187V188H193ZM127 187H129V186H127ZM137 187V186H136ZM143 187V186H142ZM190 187V186H189ZM194 187H196V186H194ZM245 188H246V186H244ZM243 187V188H244ZM216 188V187H215ZM244 188V189H245ZM144 189V188H143ZM168 189L170 190V187H168ZM174 189V188H173ZM193 189H198V188H193ZM244 189H243V191H244ZM21 190V189H20ZM191 190V189H190ZM199 190V189H198ZM197 190V191H198ZM201 190V189H200ZM212 190V189H211ZM248 190H250V188L248 189ZM22 191V190H21ZM170 191H172V184H171V190ZM202 191V190H201ZM213 191V190H212ZM6 192H7V194H6ZM20 192V191H19ZM24 192V191H23ZM248 192V191H247ZM22 193V192H21ZM27 193V192H26ZM81 193V192H80ZM87 193V192H86ZM130 193V192H129ZM191 193V192H190ZM203 193V192H202ZM25 194V193H24ZM24 194H23V196H24ZM77 194V193H76ZM201 194V193H200ZM79 195V194H78ZM27 196V195H26ZM81 196H82V194H81ZM75 197V196H74ZM78 197V196H77ZM189 197V196H188ZM192 197V196H191ZM198 197V196H197ZM208 198H209V196H207ZM206 197V198H207ZM5 198L3 199L4 201H5ZM83 199H84V196L82 197ZM200 198V197H199ZM241 198V197H240ZM10 199H12V198H9V200L8 201H10V203H11V200ZM13 199H14V197H13ZM196 199H198V198H196ZM81 200V197L79 196V198L77 199V200H74V201H77L76 202V204H74V205H71V206H73L72 207V209L70 210V212H69V214H70V216H72V217H78V218H80V220L82 219L83 220V216L85 215L82 211H81V209H80V206H81V204H82V202H81V204L79 203V201ZM85 200V199H84ZM189 200H190V198H189ZM210 200V199H209ZM243 200H241V202H243ZM7 201V200H6ZM82 201V200H81ZM86 201V200H85ZM84 201V202H85ZM199 201H201V200H199ZM204 201H206V200H204ZM239 201V200H238ZM249 201V200H248ZM255 201V200H254ZM13 202H14V200H13ZM188 202V201H187ZM194 202V201H193ZM203 202V201H202ZM201 202V203H202ZM211 202L209 203V205L211 204ZM251 202V201H250ZM6 203H8V202H6ZM6 203H5V205H6ZM190 203V202H189ZM188 203V204H189ZM199 203V202H198ZM205 203V202H204ZM244 203V202H243ZM171 204V203H170ZM191 204V203H190ZM188 205L187 207H186V215H193V214H195V212H196V210H195V207H193L192 205ZM200 204V203H199ZM241 204V203H240ZM247 204H248V202H247ZM249 204H251V203H249ZM204 205V204H203ZM203 205H202V208H203ZM208 205V204H207ZM252 205V204H251ZM2 206V205H1ZM9 206V205H8ZM7 206V207H8ZM13 206V205H12ZM12 206L11 207H9V209H11L12 208ZM197 206H198V204H197ZM243 206V205H242ZM200 207V206H199ZM254 207V206H253ZM201 208V210H203ZM258 208V207H257ZM2 208H0V210H1ZM210 209V208H209ZM216 209V210H215ZM248 209V210H247ZM259 209V208H258ZM257 209V210H258ZM12 210H13V208L11 209V212H12ZM184 210H185V208H184ZM200 210V211H201ZM217 210H218V212H217ZM199 211V210H198ZM204 211V210H203ZM256 211V210H255ZM5 212H7V211H5ZM5 212H0V213H5ZM9 212V211H8ZM207 212H209V211H206V213ZM84 215H83V214ZM199 213V212H198ZM205 213V212H204ZM213 213V212H212ZM7 214V213H6ZM9 214H11V213H8V215ZM209 214V213H208ZM247 214L249 215V220L247 219ZM1 215V214H0ZM2 215H5V214H2ZM15 215V214H14ZM81 215H82V218H81ZM204 214L202 213V216H203ZM255 215V214H254ZM210 217H212L211 216V214L209 215ZM65 217H67V216H65ZM107 217H109V216H107ZM190 217V216H189ZM193 217V216H192ZM196 218H197V216H195ZM195 217H193V218H195ZM13 218V217H12ZM71 218V217H70ZM185 218H186V216H185ZM201 218V217H200ZM2 219H4V217L2 218ZM7 219V218H6ZM64 219V218H63ZM68 219H69V217H68ZM105 219L107 220V218H104V221H105ZM112 219V218H111ZM188 219H190V218H188ZM217 219V220H216ZM85 220V219H84ZM173 220V219H172ZM185 220H187V218L185 219ZM211 220V219H210ZM212 220H211V222H212ZM169 221H171V220H169ZM177 221V220H176ZM176 221H173V222H176ZM188 221V220H187ZM2 222V221H1ZM0 222V223H1ZM7 222H9V221H7ZM75 222V221H74ZM73 222V223H74ZM109 222V221H108ZM172 222V221H171ZM171 222H169V223H171ZM172 222V223H173ZM186 222V221H185ZM209 222V221H208ZM210 222V223H211ZM69 223V222H68ZM105 223V222H104ZM107 223V222H106ZM115 223V222H114ZM117 223V222H116ZM178 223V222H177ZM5 224V223H4ZM76 224V223H75ZM183 224V223H182ZM182 224H181V226H182ZM212 224V226H213V223H211ZM215 224V225H216ZM5 225H7V224H5ZM69 225V224H68ZM102 225H104V224H102ZM102 225H100V226H102ZM106 225V224H105ZM114 225V224H113ZM112 225V226H113ZM118 226H119V224H117ZM116 225V226H117ZM205 225V224H204ZM216 225V226H217ZM253 225V227H254V223L252 224ZM79 226V225H78ZM111 226V227H112ZM181 226H180V228H181ZM211 226V225H210ZM211 226V227H212ZM246 227V231L248 232V229L250 230V227ZM258 226V225H257ZM109 227V226H108ZM110 227V228H111ZM114 227V226H113ZM121 227H125V225L124 226H121ZM172 227H176L175 225L173 226L172 225ZM252 227V226H251ZM252 227V228H253ZM6 228H8V227H6ZM100 227H98V229H99ZM105 228H107V227H105ZM101 229V234H99L101 237H100V239H102V243H103V248L105 249V251H107V253L108 254H106V255H108V258L107 259H111L110 261H112L113 259H112V257L114 258V256H116V255H122V246L124 247V246H128L129 245V247H131V249L132 248H136V247H138V249H139V251H141L142 250V253H144V254H146V253H149V252H154V250L156 249V250H160V249H158L157 247H155L156 245H151V246H149V247H144V246H142V245H140V247H139V244L138 243H135V242H133V241H131V242H128L127 241V244H126V242H125V244L126 245H123L122 244V246L120 245L122 242L119 240V238H121V232H122V230L120 229V228H118V227H115V228H113V234L111 235V236H109L108 235V233H110L109 231L107 232V230L108 229ZM109 228V229H110ZM252 228H251V231H249L247 234H246V236L248 237L247 238V242L249 243L248 245H250L254 250H256V251H259V252H261L263 249H264V234H261V233H259V230H258V232H257V230L256 231H252ZM2 229V228H1ZM5 229V228H4ZM9 229H10V227H9ZM8 229V230H9ZM75 229V228H74ZM78 229H80V227H78ZM172 229H174L175 230V228H172ZM173 230V231H174ZM182 230V229H181ZM180 230V231H181ZM234 230V229H233ZM61 231V230H60ZM99 231V230H98ZM124 231V230H123ZM172 231V232H173ZM179 231V230H178ZM184 231V230H183ZM205 231V230H204ZM208 231H209V229H208ZM225 231H227L226 229H225ZM245 231V232H246ZM70 232V231H69ZM69 232H68V234H69ZM219 232V231H218ZM222 232H224V231H222ZM243 232V231H242ZM119 233H120V235H119ZM124 233V232H123ZM136 233V232H135ZM134 233V234H135ZM174 233V232H173ZM176 233V232H175ZM231 233V232H230ZM229 233V234H230ZM237 233H238V231H237ZM63 234H65V233H63ZM73 234V236L75 235V232H73L72 233V230H71V235ZM131 234H133V233H131ZM208 234V233H207ZM218 234V233H217ZM221 234V233H220ZM234 234H236V233H234ZM116 235H119L120 237H117L116 238ZM125 235V234H124ZM124 235H122V237L124 236ZM130 235V234H129ZM174 235V234H173ZM222 235V234H221ZM220 235V236H221ZM130 236H132V235H130ZM135 236V235H134ZM138 236H139V234H138ZM207 236V235H206ZM205 236V237H206ZM232 236V235H231ZM234 236V235H233ZM232 236V237H233ZM237 236V235H236ZM238 236H240V235H238ZM60 237V236H59ZM67 237V239L68 240H71V239H69V237L70 238H72V236H66ZM124 237H127L128 238V236H124ZM1 238V237H0ZM132 238V237H131ZM130 238V239H131ZM2 239V238H1ZM0 239V240H1ZM7 239V238H6ZM9 239V238H8ZM73 239V238H72ZM133 239V238H132ZM131 239V240H132ZM200 239V238H199ZM198 239V242L200 241V243H201V245L202 244H205L206 243V240H205V243H204V241H202V239L201 240H199ZM67 240V241H68ZM137 240V239H136ZM233 240V239H232ZM126 241V240H125ZM179 241V240H178ZM197 241V240H196ZM202 241V242H201ZM1 242H3L4 243V241L2 240ZM69 242V241H68ZM153 242V241H152ZM169 242V241H168ZM172 242V241H171ZM171 242H170V244H168V245H166V246H164L163 247V249H161V251L160 252H158V255H156V260L154 261L156 264H188V262L189 261H193V260H191V258L193 257V259H194V261H197V260H195V256L194 255H196L197 253H196V251H193V250H195L196 248H193L192 246V248L193 249H189L188 247V249L185 251H183V250H179L178 249V247H180V245L177 243L176 244V242H175V244H171ZM182 242V241H181ZM135 243V244H134ZM200 243H199V245H200ZM156 244V243H155ZM186 245H187V243H185ZM183 245V246H186V245ZM188 244H191V243H188ZM1 245V244H0ZM102 245V244H101ZM192 245H194V243L192 244ZM196 245H198V243L196 242ZM206 245V244H205ZM142 246V247H141ZM160 246V245H159ZM181 246H182V243H181ZM204 246V245H203ZM190 247V246H189ZM195 247V246H194ZM182 248V247H181ZM251 248V249H252ZM124 249V248H123ZM137 249V250H138ZM201 249V248H200ZM199 249V250H200ZM203 249V248H202ZM103 250V249H102ZM125 250V249H124ZM126 251V250H125ZM192 251H193V253L195 252V254H193L192 253ZM201 251V250H200ZM198 252V251H197ZM106 253V252H105ZM139 253V252H138ZM127 254H131V253H128L127 252ZM105 255V254H104ZM118 255V256H119ZM137 255V254H136ZM139 255V254H138ZM149 255V254H148ZM193 255V256H192ZM64 256V255H63ZM66 256V255H65ZM140 256H142L141 254H140ZM201 256V255H200ZM105 257H107V256H105ZM135 257V256H134ZM147 257V256H146ZM198 257H199V253H198ZM61 258H62V256H61ZM67 258H69V257H67ZM145 258V257H144ZM196 258H197V255H196ZM200 258V257H199ZM198 258V259H199ZM204 258H207V256H205V257H202V259H203V261H204ZM58 259V261H61V260H59V258H57ZM57 259H56V264H58V262H57ZM66 259V258H65ZM72 259V258H71ZM70 259V260H71ZM105 259V258H104ZM116 259V258H115ZM114 259V260H115ZM138 259H139V257H138ZM153 259V258H152ZM64 260V259H63ZM108 260V261H109ZM135 260V259H134ZM154 260V259H153ZM207 261H209L208 260V258L206 259ZM107 261V260H106ZM116 261H117V259H116ZM128 261H130V260H128ZM193 261V262H194ZM202 260L200 259V262H201ZM214 261V260H213ZM67 262H69V261H67ZM105 262V261H104ZM103 262V263H104ZM123 262V261H122ZM126 262V261H125ZM139 262H141V261H139ZM153 262V261H152ZM199 262V261H198ZM205 262V261H204ZM61 263V262H60ZM107 263H109V262H107ZM206 263H208V262H206ZM211 263H212V261H211ZM65 264V263H64ZM100 264V263H99ZM105 264V263H104ZM110 264H112L111 262H110ZM128 264V263H127ZM192 264V263H191ZM193 264H195V263H193ZM196 264H198L197 262H196Z\"/></svg>",
    "mask_w": 264,
    "mask_h": 264
}]
</instances>
